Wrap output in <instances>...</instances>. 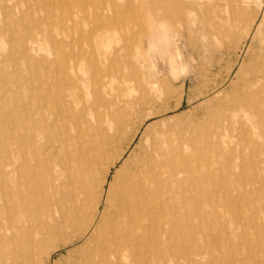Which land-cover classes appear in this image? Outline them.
<instances>
[{"label":"bare ground","instance_id":"6f19581e","mask_svg":"<svg viewBox=\"0 0 264 264\" xmlns=\"http://www.w3.org/2000/svg\"><path fill=\"white\" fill-rule=\"evenodd\" d=\"M4 1L9 0L1 4L6 23L14 8L33 0L16 1L13 9ZM68 1L58 0L54 8ZM103 1L105 6L94 8L102 25L96 42L84 49L81 39L68 44L65 56L56 54L53 94L40 91L21 98L17 133L6 121L0 148V264L10 257L7 248L20 234L28 238L22 246L23 264H36L43 248L42 264H50L52 255L61 250L65 252L58 264H264V214L259 219L261 206L256 201L262 183L246 173L249 167L264 172L260 144L264 140V8L260 5L259 17L250 21L252 37L258 36L250 65L239 68L232 93L201 123L165 117L178 109L182 97L173 106L153 108L162 94L155 83L148 92L130 89L132 80L120 63V52L109 50V40L103 36L109 30L106 26L125 19L128 11L145 14L148 49L139 41L140 54L157 55L162 64L167 61L171 81L181 82L183 89L187 71L172 45L174 33L182 34L173 21L154 25L150 15L154 0H129L116 9L115 0ZM166 2L172 7L181 0ZM196 21L190 15L175 20L186 32L192 26L202 30ZM56 24L60 26V21ZM29 43L30 51L35 42ZM152 69L155 76L160 73L155 65ZM50 100L54 105L49 107ZM104 119L114 129L98 140ZM220 130H230L236 142L220 138ZM238 142L251 143V162L244 151L233 156ZM122 158L107 181L111 167ZM216 162L221 169L219 185L233 187L225 193L224 205L236 201L227 218L215 213L211 203L217 187ZM211 217L212 222L221 220L211 225ZM195 223L201 226L197 230ZM234 224H243L244 229L236 243ZM246 232L254 237L245 238ZM187 243L191 249L187 250ZM220 250L223 258L215 259L213 254Z\"/></svg>","mask_w":264,"mask_h":264},{"label":"rangeland","instance_id":"374dc122","mask_svg":"<svg viewBox=\"0 0 264 264\" xmlns=\"http://www.w3.org/2000/svg\"><path fill=\"white\" fill-rule=\"evenodd\" d=\"M16 1L22 2V0H9V2L4 1L3 4L13 9ZM127 1L129 0H121L120 2L115 0L113 7L115 9L123 8ZM166 1L169 0H154L155 5L151 8L150 15L155 26L161 22L173 21L174 29L182 34L180 36L178 33H174L172 45L178 51L177 61L183 66L182 70L187 71V74L184 75L182 73L181 75L186 76L183 89L181 88V82L175 83L171 81L170 66L167 61L162 64L157 55L142 57L140 54L139 41L143 42L145 51L148 49V25L145 14H141L138 11H128L125 19L121 21L118 19L114 21L115 23L112 22L109 26H106L109 27V30L103 36L109 40V50L118 49L120 52V63L126 66L124 71L132 80L130 89L135 88L137 91L142 89L148 92V89L151 86L153 87V83H155V88H158L162 94L160 95L161 100L151 105L153 108L165 107L164 105L173 106L182 97L178 109L170 110L165 117L179 118L181 122L196 120L202 123L207 119V115L217 112L220 102L232 93L237 82L235 74L239 73V68L246 69L250 65V57L256 52L258 45V36L252 37L253 27L250 21L259 17L260 10L264 8V0H260L262 3L257 0H181L178 5L175 4L172 7ZM56 2L58 3V0H33L31 3H25L22 8H19V10H22L21 15L23 16L18 13V9L14 8L13 15L6 20L9 23H5L2 19L3 7L1 5L2 0H0V98L2 97V100L0 99V148L6 121L13 123L14 133L19 131L18 116L21 98L29 93L40 91L50 95L53 94L55 70H53L52 61L56 54L65 56L69 51L68 44L70 45L72 42L80 41L81 39L84 41L81 46L87 49L88 46L96 42L97 37L102 32V25H99L100 21H97L94 8L105 6L103 0H69L68 3L54 8ZM191 6L195 7L194 11L190 10ZM225 7L227 11H224ZM163 8L169 10L164 11ZM189 15L197 19L196 22L203 27L201 31L192 26L190 31L186 32L175 22L177 18H184ZM69 17L74 18V22H66L65 20ZM48 20L50 25H45ZM56 21H60V26L55 25ZM34 25L37 26V29H34ZM30 39L35 44L33 45V50L29 51L31 46L29 43ZM56 41H59L61 45L58 46ZM23 51L25 52L23 53ZM152 65H155L160 72L156 76L152 74ZM163 80L164 82H162ZM164 90L167 91L164 92ZM168 90L171 94L168 93ZM156 95L158 93L153 94V96L157 97ZM48 105L49 107L54 105L52 100L48 101ZM155 120L157 121L158 119L156 118ZM113 129V127L109 128V124L104 119L100 124V130L102 131L101 135H98V140L103 136H110ZM141 130H143V127L137 133V137L132 142L131 147L136 144ZM225 131L220 130L218 132L220 138L225 141H232V143L236 142L232 138L234 133L230 130ZM239 144L238 148L236 147L235 152H233V156L242 154L244 151L243 155L246 156L248 162H251V143L240 142ZM260 144L264 147V140L260 141ZM246 147L247 151L244 150ZM131 149L128 150L129 153ZM128 151L123 158L129 154ZM123 158L114 167H111L107 181L110 180V176H112L115 168L119 166ZM214 169V180L217 187L212 192L213 201L211 203L216 209L215 213L218 212L227 218L232 213L233 203H236V201L233 200L226 207L224 205L227 200L225 193L231 191L233 187L231 184L222 187L221 184L219 185L222 182L219 176L221 172L220 162L214 163ZM248 169L250 170L248 171ZM246 173L250 178L253 175L255 181H261L262 183L259 191L260 199L256 198V201L258 200L257 202L261 206L259 209V219H261L264 214V202H261V200H264V172L255 171L254 167H249ZM231 180L234 182L235 178H231ZM204 208L207 209V207ZM216 220L212 222L211 217V225L217 224L221 219L218 218ZM261 222L264 225V220H261ZM194 225L196 230L201 227L200 223H195ZM242 225L234 224L232 226L235 236L233 239L234 243L237 242L244 230ZM210 234L219 239V235L215 232L210 231ZM253 237V232L250 234L246 232L245 238L252 239ZM199 238L204 240L201 235H199ZM27 240L26 235H17L13 244L7 248L11 255L7 257L3 264H23L21 262V257L23 256L22 246L25 245ZM222 247L223 245L221 247L217 246V248ZM186 248L187 250L191 249V244L187 243ZM231 248L232 246L227 250L232 251ZM68 249H71V247ZM44 250L43 248L41 254L36 256V264H42L41 261L45 257ZM64 252L65 250H61L53 254L50 264H58V260ZM221 252L220 250L213 254L214 256L216 255L215 259L223 258ZM239 252H242L241 249H239ZM209 255L205 254L204 256L210 257ZM183 264L185 263L183 262Z\"/></svg>","mask_w":264,"mask_h":264}]
</instances>
